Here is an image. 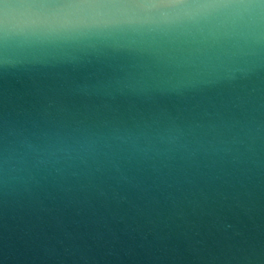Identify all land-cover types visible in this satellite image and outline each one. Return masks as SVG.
Segmentation results:
<instances>
[{
    "label": "water",
    "instance_id": "obj_1",
    "mask_svg": "<svg viewBox=\"0 0 264 264\" xmlns=\"http://www.w3.org/2000/svg\"><path fill=\"white\" fill-rule=\"evenodd\" d=\"M238 32L218 15L86 50L0 40V154L9 130L118 124L198 142L119 170L0 168V264H264V27Z\"/></svg>",
    "mask_w": 264,
    "mask_h": 264
},
{
    "label": "clouds",
    "instance_id": "obj_2",
    "mask_svg": "<svg viewBox=\"0 0 264 264\" xmlns=\"http://www.w3.org/2000/svg\"><path fill=\"white\" fill-rule=\"evenodd\" d=\"M0 14V40L5 43L20 38L21 43L40 50H86L113 44L112 38L118 34L199 24L218 15L231 20L240 35L247 28L259 32L264 27V0L258 3L235 0L222 5L192 3L167 8L114 0H41L22 4L0 0ZM33 60L52 62L40 56ZM9 137L0 154V168L6 178L42 168L61 170L80 165L95 171L119 170V161L126 158L146 157L149 153L160 154L175 148L198 150V142L189 139L188 133L179 128L149 131L114 124L42 136L9 130Z\"/></svg>",
    "mask_w": 264,
    "mask_h": 264
},
{
    "label": "snow or ice",
    "instance_id": "obj_3",
    "mask_svg": "<svg viewBox=\"0 0 264 264\" xmlns=\"http://www.w3.org/2000/svg\"><path fill=\"white\" fill-rule=\"evenodd\" d=\"M235 2V0H203V4H208V5H222V4H229V3H233ZM258 2H260V0H258ZM182 3H178V2H172V3H166V4H154L155 6H159L162 8H167V7H172V6H176V5H180Z\"/></svg>",
    "mask_w": 264,
    "mask_h": 264
}]
</instances>
